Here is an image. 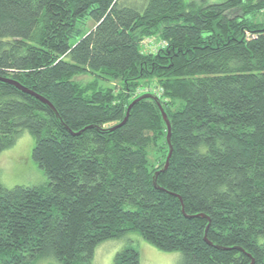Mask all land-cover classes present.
Returning <instances> with one entry per match:
<instances>
[{
	"label": "trees",
	"instance_id": "1",
	"mask_svg": "<svg viewBox=\"0 0 264 264\" xmlns=\"http://www.w3.org/2000/svg\"><path fill=\"white\" fill-rule=\"evenodd\" d=\"M0 77L59 113L0 79V153L29 130L48 176L0 182V264H94L131 231L182 264H264V0H0ZM148 92L171 122L157 186V101L116 126Z\"/></svg>",
	"mask_w": 264,
	"mask_h": 264
},
{
	"label": "rangeland",
	"instance_id": "2",
	"mask_svg": "<svg viewBox=\"0 0 264 264\" xmlns=\"http://www.w3.org/2000/svg\"><path fill=\"white\" fill-rule=\"evenodd\" d=\"M197 2H220L223 0H195ZM90 24H92L90 22ZM151 42L144 45L146 49L157 50L164 46L161 38H151ZM80 81L93 79L90 74L78 75ZM35 137L29 130L24 129L18 136L16 143L0 153V182L12 188L16 185H39L47 182L48 176L33 158ZM134 244L140 251L141 264H182L183 254L179 250L164 251L146 241L135 231L128 232L119 238L105 240L97 245L94 264H114L116 254L126 245ZM36 264H60L55 257L44 258Z\"/></svg>",
	"mask_w": 264,
	"mask_h": 264
},
{
	"label": "water",
	"instance_id": "3",
	"mask_svg": "<svg viewBox=\"0 0 264 264\" xmlns=\"http://www.w3.org/2000/svg\"><path fill=\"white\" fill-rule=\"evenodd\" d=\"M0 79H1V80H4V81H7V82H10V83L16 85L17 87H19L21 90H23V91H25V92H29V93H31V94L36 95L38 98H40V99L43 100L45 103H47V104L53 109V111L55 112L56 116L59 117V113H58V111L56 110V108L54 107V105H53V104H52L47 98H45L44 96H42V95L36 93L35 91L29 89L28 87L22 85L21 83H19L18 81H15V80H13V79H10V78H4V77H0ZM146 97L154 98V99L157 101V103H158V105H159V107H160V110H161V112H162L163 118H164V120H165V122H166V124H167V128H168L167 141H168V144H169V153H168V155H167L165 165H164L160 170H158V171L155 173V175H154L153 181H154V184L157 186V175H158L161 171H165V170L167 169V167L169 166L170 157H171L172 152H173V145H172V142H171V122H170V120H169V117H168V115H167V113H166V111H165L163 105L161 104V101L159 100V96L156 95V94H154V93H149V92H148V93H144V94L138 96L137 98H135V99L129 104V106H128V108H127L126 116H125V118L123 119V121L120 122V123H119L118 125H116V126H120V125L124 124V123L127 121L128 117H129V115H130V110H131V108L133 107V105H134L136 102H138L139 100H141V99H143V98H146ZM116 126H115V127H116Z\"/></svg>",
	"mask_w": 264,
	"mask_h": 264
}]
</instances>
